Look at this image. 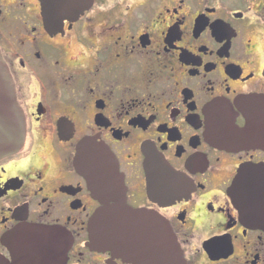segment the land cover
Wrapping results in <instances>:
<instances>
[{
	"label": "flooded vegetation",
	"instance_id": "obj_1",
	"mask_svg": "<svg viewBox=\"0 0 264 264\" xmlns=\"http://www.w3.org/2000/svg\"><path fill=\"white\" fill-rule=\"evenodd\" d=\"M0 55L26 123L0 161V264L23 225L58 230L44 264H133L89 232L123 208L166 222L182 264H264L260 187L234 190L264 177V0H0ZM84 140L121 198L92 196Z\"/></svg>",
	"mask_w": 264,
	"mask_h": 264
},
{
	"label": "water",
	"instance_id": "obj_2",
	"mask_svg": "<svg viewBox=\"0 0 264 264\" xmlns=\"http://www.w3.org/2000/svg\"><path fill=\"white\" fill-rule=\"evenodd\" d=\"M25 141V118L10 72L0 55V161L21 153ZM227 146L230 145L227 143ZM74 161L77 172L86 179L95 199L100 196L121 198L122 186L117 183L118 165L105 147L95 144L94 140H84L77 148ZM256 172L244 169L234 183V190L239 193L242 188L260 187L263 204L264 177L256 178ZM118 203L123 206L125 200L120 199ZM118 213H122V216L105 219L104 228L103 213L98 210L92 216L88 223L94 247L110 246L133 264L183 263L181 249L166 222L129 208L119 209ZM58 234L54 228L34 225L18 227L5 238L6 248L12 253V264H44V259L50 257L48 240Z\"/></svg>",
	"mask_w": 264,
	"mask_h": 264
}]
</instances>
